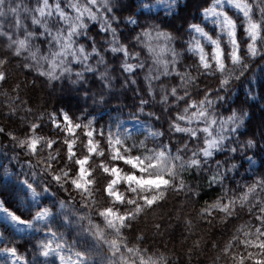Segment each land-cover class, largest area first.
<instances>
[{"label":"clouds","instance_id":"obj_1","mask_svg":"<svg viewBox=\"0 0 264 264\" xmlns=\"http://www.w3.org/2000/svg\"><path fill=\"white\" fill-rule=\"evenodd\" d=\"M0 264H264V0H0Z\"/></svg>","mask_w":264,"mask_h":264}]
</instances>
